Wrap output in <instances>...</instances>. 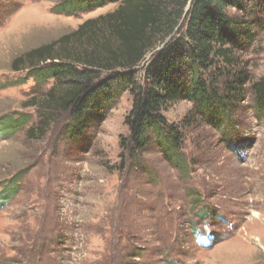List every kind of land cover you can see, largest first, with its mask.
I'll return each mask as SVG.
<instances>
[{
  "label": "rangeland",
  "instance_id": "374dc122",
  "mask_svg": "<svg viewBox=\"0 0 264 264\" xmlns=\"http://www.w3.org/2000/svg\"><path fill=\"white\" fill-rule=\"evenodd\" d=\"M60 2L0 0V121H23L0 132V264H264V115L252 92L224 125L197 117L184 128L185 170L155 144L134 158L121 148L129 92L83 141L66 136L67 115L28 136L41 110L26 103H42L52 82L37 86L12 61L119 6L67 16L52 12ZM255 33L239 53L249 88L264 74V29ZM193 108L164 114L180 123Z\"/></svg>",
  "mask_w": 264,
  "mask_h": 264
},
{
  "label": "trees",
  "instance_id": "16d2710c",
  "mask_svg": "<svg viewBox=\"0 0 264 264\" xmlns=\"http://www.w3.org/2000/svg\"><path fill=\"white\" fill-rule=\"evenodd\" d=\"M110 3L119 6L12 61V70H25V78L37 86L52 82L42 103L39 97L26 103L41 110L28 136H44L67 115L66 136L83 141L129 92L133 101L121 148L134 158L155 144L171 165L185 170L184 128L197 117L211 126L224 125L248 91L264 115V74L249 88L251 75L239 58L255 31L264 29V0H61L52 12L73 16ZM179 101L192 102L193 111L180 123L171 122L164 112ZM18 121L4 116L0 125ZM17 126L10 123L0 132ZM12 180L3 188L10 196L16 188Z\"/></svg>",
  "mask_w": 264,
  "mask_h": 264
},
{
  "label": "water",
  "instance_id": "95a60500",
  "mask_svg": "<svg viewBox=\"0 0 264 264\" xmlns=\"http://www.w3.org/2000/svg\"><path fill=\"white\" fill-rule=\"evenodd\" d=\"M190 2H191V0H190ZM189 6H190V3L188 4V8H189Z\"/></svg>",
  "mask_w": 264,
  "mask_h": 264
}]
</instances>
